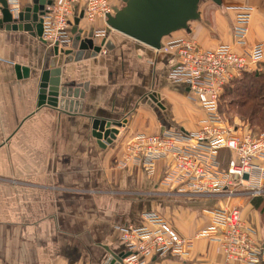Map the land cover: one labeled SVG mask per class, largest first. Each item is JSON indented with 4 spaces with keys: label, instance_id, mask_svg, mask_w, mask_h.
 Returning a JSON list of instances; mask_svg holds the SVG:
<instances>
[{
    "label": "crops",
    "instance_id": "crops-1",
    "mask_svg": "<svg viewBox=\"0 0 264 264\" xmlns=\"http://www.w3.org/2000/svg\"><path fill=\"white\" fill-rule=\"evenodd\" d=\"M108 1L113 7L124 3ZM20 5L31 6L32 0ZM84 7L80 4L78 15ZM242 7L253 8L245 45L233 33ZM199 14L163 44L188 37L204 49L228 44L240 54L257 43L264 46V0H201ZM80 27L104 31L95 38L102 49L66 57L57 106L39 105L51 42L28 30L0 27V264H105L110 252L126 253L117 228L146 224L143 214L149 211L161 214L182 236L196 237L212 223L211 210L239 206L256 241L263 242L264 173L252 181L263 187L260 195L227 198L162 185L170 159L159 160L152 175L140 165H119L133 136L161 133L148 94L159 95L172 129L198 131L205 110L186 84L173 79L175 54L112 29L102 17H84ZM255 69H264V58ZM103 119L121 123L112 142L95 136L94 122ZM241 123L235 124L249 128ZM229 156L221 152L223 161ZM145 264L239 263L228 260L216 242L199 237L188 255L153 256Z\"/></svg>",
    "mask_w": 264,
    "mask_h": 264
},
{
    "label": "built area",
    "instance_id": "built-area-1",
    "mask_svg": "<svg viewBox=\"0 0 264 264\" xmlns=\"http://www.w3.org/2000/svg\"><path fill=\"white\" fill-rule=\"evenodd\" d=\"M7 3L11 12L21 10L20 0H7ZM80 4H84V17L89 21L98 17L107 20V16L114 13L108 0L52 2L43 15L42 38L51 44L58 42L63 48L70 45L72 22L78 16ZM252 11L251 7L238 9L233 33L240 45L246 43ZM2 18L0 1V20ZM96 34H104V31ZM158 50L177 56L172 77L187 85L190 97L200 103L206 116L196 132L169 128L158 134H136L127 144L119 165H140L152 175L159 160L170 159L171 166L162 185L175 186L178 192L227 198L260 195L263 187L252 181L264 173V167L258 163L264 162V131L254 132L231 123L220 111V104L229 83L253 72L263 60V44L257 43L248 54H240L228 44L204 49L192 38L177 37ZM223 150L230 152L226 162L221 157ZM211 214L212 223L196 237L182 236L154 211L143 214L147 223L142 226H119L120 240L127 254L124 262L145 264L153 256H186L199 237L216 242L230 261L239 264L264 261V241H256L255 230L246 223L239 206L218 207L211 210Z\"/></svg>",
    "mask_w": 264,
    "mask_h": 264
},
{
    "label": "water",
    "instance_id": "water-1",
    "mask_svg": "<svg viewBox=\"0 0 264 264\" xmlns=\"http://www.w3.org/2000/svg\"><path fill=\"white\" fill-rule=\"evenodd\" d=\"M2 3L3 18L0 27L7 25L9 29L28 30L35 35H43V15L51 0H32L31 6L21 7L17 13L10 11L7 0ZM201 0H123L121 7H114V13L107 16V24L131 38H134L154 49H160L163 38L181 29H188L192 20L199 18V3ZM220 3V0H213ZM84 18V11L76 16L72 22V41L70 48H63L58 42L49 46L44 68L40 76L39 105L49 104L57 106V97L60 86L62 65L66 57L78 52L86 55L100 52L101 45L95 44L96 31L93 27L83 29L80 27ZM26 76L28 70H26ZM146 101L152 106L159 117L163 127L161 132L168 129L166 118L162 111L163 104L157 93H150ZM120 122L113 120H95L94 133L100 142H112L116 139ZM248 178V175H245ZM126 253L110 256L105 264H126L124 258Z\"/></svg>",
    "mask_w": 264,
    "mask_h": 264
},
{
    "label": "trees",
    "instance_id": "trees-1",
    "mask_svg": "<svg viewBox=\"0 0 264 264\" xmlns=\"http://www.w3.org/2000/svg\"><path fill=\"white\" fill-rule=\"evenodd\" d=\"M235 89L241 92L239 114L246 119V125L254 132L264 130V70L245 73L229 83L223 92L221 99L225 95H231Z\"/></svg>",
    "mask_w": 264,
    "mask_h": 264
},
{
    "label": "rangeland",
    "instance_id": "rangeland-1",
    "mask_svg": "<svg viewBox=\"0 0 264 264\" xmlns=\"http://www.w3.org/2000/svg\"><path fill=\"white\" fill-rule=\"evenodd\" d=\"M255 70L260 71L258 69H255ZM240 94H241V92L239 90L235 89L234 93H231V95H225L221 99L220 111L226 116V118L231 123L246 122V119L239 114L240 107L238 106V103L242 100Z\"/></svg>",
    "mask_w": 264,
    "mask_h": 264
}]
</instances>
